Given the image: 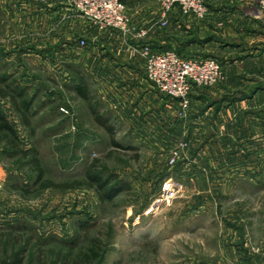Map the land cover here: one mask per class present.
<instances>
[{
    "label": "rangeland",
    "instance_id": "1",
    "mask_svg": "<svg viewBox=\"0 0 264 264\" xmlns=\"http://www.w3.org/2000/svg\"><path fill=\"white\" fill-rule=\"evenodd\" d=\"M125 1L152 28L116 35L143 68L145 48L171 49L216 58L218 80L184 112L155 90L154 105L108 70L103 58L129 54L69 0H0V114L16 131L0 132V264H264V2L159 27L157 0Z\"/></svg>",
    "mask_w": 264,
    "mask_h": 264
},
{
    "label": "built area",
    "instance_id": "2",
    "mask_svg": "<svg viewBox=\"0 0 264 264\" xmlns=\"http://www.w3.org/2000/svg\"><path fill=\"white\" fill-rule=\"evenodd\" d=\"M224 1L247 3L252 0H157L160 14L157 25L165 26L175 8L182 16L202 20L209 14L212 5ZM255 2L259 4V0ZM69 3L81 19L123 38L131 35L144 38L149 32L150 28L136 25L122 0H69ZM80 43L84 45L85 41L81 40ZM143 56L146 79L158 93L179 99L181 112L189 106L191 90L214 83L221 70L216 58H184L171 49L145 48Z\"/></svg>",
    "mask_w": 264,
    "mask_h": 264
},
{
    "label": "crops",
    "instance_id": "3",
    "mask_svg": "<svg viewBox=\"0 0 264 264\" xmlns=\"http://www.w3.org/2000/svg\"><path fill=\"white\" fill-rule=\"evenodd\" d=\"M177 12H178L179 17L182 16L179 12V9H177V8H175V10H172V12L170 13L169 16H171L172 14L177 13ZM150 30H152V28ZM116 35L117 34H115L113 32L98 34V36H100V38H102L105 41H107L109 39L106 43H108L109 45H111L114 48L118 47V48H121L123 50H126L127 54H129V55L124 56V57L114 56L111 58H103L102 61L104 62V64L106 66H108V70L111 72H114V73L118 72V71H116L117 68H114V67L119 66V68H122V70L124 71L123 73L128 75L131 82L134 83L133 84L134 88H132V90H135V92L137 94L138 93L141 95L147 94L148 97H152V100H153L154 105H155L156 104L155 101L159 100L160 97H158L156 94H154L155 89L153 87H151L152 85L150 86L146 80L145 72H144V68H143V59L141 56H139L140 55V50L138 49L139 47L133 46V43L131 41H127L126 39H123L122 41H117L119 38ZM111 37H112V39H114V41L111 40ZM136 47H138V48L135 49ZM96 59L99 60L100 58H96ZM152 93H153V95H150ZM156 98H159V99H156ZM254 142H256V141H254ZM257 240H264V235H262L261 238H257Z\"/></svg>",
    "mask_w": 264,
    "mask_h": 264
},
{
    "label": "trees",
    "instance_id": "4",
    "mask_svg": "<svg viewBox=\"0 0 264 264\" xmlns=\"http://www.w3.org/2000/svg\"><path fill=\"white\" fill-rule=\"evenodd\" d=\"M123 3H127L125 0H122ZM126 5V4H125ZM86 89L85 88H81L78 87V91L79 93L83 96L85 95V91ZM0 95H3L5 96V94L0 90ZM11 99H12V105L13 107L15 108V110L19 113L20 115V120L26 124V123H29V120H28V114H27V110L29 109V106H28V102L26 101V99H23L21 100V103H22V107L19 106L17 104V102L15 101L14 97L11 96ZM1 131H8L9 133H11L13 136L15 135V132L14 129L8 124V122L6 121L5 117L3 114H0V132ZM27 153H25L26 155ZM31 159H32V163L34 164L35 166V169H36V172L38 174V178L41 177L42 175V170H41V167L38 163V159L37 157L33 154L31 156ZM92 179H94L96 182H99L100 183V186L102 188H104V196L102 197H105V198H110V197H113L114 195H116V193L118 192V188L116 186H108V183L109 181L108 180H104L102 178H99V176H94ZM48 185V186H47ZM49 185H52L51 182H47L46 184H43V187H49ZM76 184H73V186H75ZM71 184L69 185H61L62 188H66V187H73ZM3 264H5V262H3Z\"/></svg>",
    "mask_w": 264,
    "mask_h": 264
}]
</instances>
